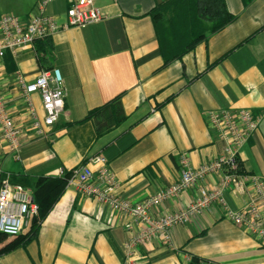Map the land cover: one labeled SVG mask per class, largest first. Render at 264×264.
<instances>
[{"label":"crops","instance_id":"crops-1","mask_svg":"<svg viewBox=\"0 0 264 264\" xmlns=\"http://www.w3.org/2000/svg\"><path fill=\"white\" fill-rule=\"evenodd\" d=\"M38 1L0 0V17L19 11L28 20L38 13ZM164 1L96 0L101 21L50 37L48 57L67 92L65 112L45 136L30 131L18 153L1 149L10 181L27 188L33 199L38 190L46 193L47 179L61 178L95 155L107 158L121 198L147 199L179 180L184 153L193 167L220 155L224 143L208 121L211 110L245 108L260 118L240 157L245 172L264 177V0H226L235 20L170 63L150 17ZM71 3L52 0L46 13L64 21ZM8 53L15 65L0 61V84L11 98V114L21 120L26 104L15 88L17 72L33 81L41 65L31 46L16 56ZM32 99L42 116L40 94ZM219 183V174L208 176L155 214L184 209L200 187ZM224 194L234 209L248 200L247 194L228 189ZM137 229L131 215L67 185L37 234L0 252V264H123L124 243ZM170 232L173 247L163 236L141 246V264H197L204 258L264 264V241L227 219L217 203ZM16 241L17 236L0 232V251Z\"/></svg>","mask_w":264,"mask_h":264},{"label":"built area","instance_id":"built-area-1","mask_svg":"<svg viewBox=\"0 0 264 264\" xmlns=\"http://www.w3.org/2000/svg\"><path fill=\"white\" fill-rule=\"evenodd\" d=\"M51 1L39 0L38 13L28 20L9 13L0 17V61L7 52L16 56L19 50L28 46L35 48L37 41L49 38L62 29L85 28L103 19L96 0H72L66 19L60 21L58 17L46 13ZM15 88L23 93L26 104L21 120L11 114V98L3 92L0 84V232L11 236L22 234L32 217L38 214V205L27 188L10 181L9 173L3 169L1 149L18 153L22 139L28 137L30 131L37 137L45 136L47 129L54 126L65 112L67 96L60 71L42 66L33 81H28L22 73L17 72ZM34 93L41 96L44 108L42 116L32 99ZM207 117L217 137L224 143L220 155L206 164L193 167L184 153L180 160L179 180L143 201L133 203L118 195L119 181L103 155H95L71 171L68 187L133 217L138 229L124 243L123 264H141V246L160 236L173 247L170 230L175 225L187 223L215 203L223 208L227 219L264 241V177L245 172L240 157L243 148L259 128L260 118L245 108L211 110ZM214 174L220 175L219 185L200 187L188 207L155 214L162 204ZM227 189L235 195L247 194L248 200L241 208H232L225 198ZM127 227L133 229L134 225L128 224ZM197 264L219 263L204 258Z\"/></svg>","mask_w":264,"mask_h":264},{"label":"trees","instance_id":"trees-1","mask_svg":"<svg viewBox=\"0 0 264 264\" xmlns=\"http://www.w3.org/2000/svg\"><path fill=\"white\" fill-rule=\"evenodd\" d=\"M150 17L165 63H170L181 59L198 43L206 40L208 34L215 33L233 22L236 16L228 9L226 0H166L151 10ZM51 46L50 37L37 41L35 45L40 65L47 69H54L48 57ZM4 58L9 64L15 65L10 53L7 52ZM95 112L96 110L91 111L89 117ZM70 175L71 171H65L61 178L47 179L51 185L44 195L39 194V190L36 191L34 200L38 205V214L32 217L29 232L18 235V241L0 252H8L18 245H25L27 240L37 234L41 223L64 193Z\"/></svg>","mask_w":264,"mask_h":264},{"label":"rangeland","instance_id":"rangeland-1","mask_svg":"<svg viewBox=\"0 0 264 264\" xmlns=\"http://www.w3.org/2000/svg\"><path fill=\"white\" fill-rule=\"evenodd\" d=\"M15 14H17V15L20 16V17H22V16L20 15L19 11H18V12L15 11ZM29 225H30V223H29ZM27 227H28V225L25 227V229H26Z\"/></svg>","mask_w":264,"mask_h":264}]
</instances>
